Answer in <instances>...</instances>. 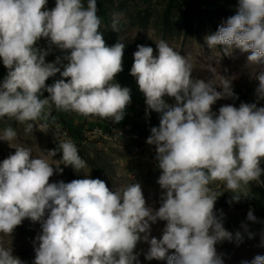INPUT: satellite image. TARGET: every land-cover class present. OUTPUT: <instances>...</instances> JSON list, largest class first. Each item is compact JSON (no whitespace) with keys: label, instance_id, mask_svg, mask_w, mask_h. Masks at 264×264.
<instances>
[{"label":"clouds","instance_id":"9594fccd","mask_svg":"<svg viewBox=\"0 0 264 264\" xmlns=\"http://www.w3.org/2000/svg\"><path fill=\"white\" fill-rule=\"evenodd\" d=\"M46 3L0 0V63L7 70L0 81V118L22 124L47 120L51 105L116 124L129 118L130 89L114 79L123 70L125 44L106 46L97 0H87V7L83 0H55L51 10ZM42 38L48 50L37 47ZM204 41L209 49L220 46L225 55L233 49L250 53L246 63L264 68V0H238L236 14ZM53 45L67 54L46 62ZM155 49L154 56L152 46L137 45L130 75L145 97V117L149 111L160 114L159 126L150 129L145 141L155 146L161 170L158 209L146 205L136 182L122 191H110L99 178L49 183L54 171L63 172L60 164L49 162L57 153L77 173L87 166L70 139L60 144L59 152L54 148L34 157L29 148L10 146L17 135L11 127L0 135V141L15 149L0 162V233L11 235L24 219L39 222L33 264H140L138 243L148 245L147 261L224 264L218 242L239 246L245 236L254 237L247 224H241L242 232L224 228L223 213L214 211L218 196L208 185L220 180L235 193L250 182L264 184V107L242 102L213 112L216 101L238 98L232 87L218 90L211 81L193 80L191 64L163 40ZM57 73L61 78L47 85ZM255 79L257 101L264 100V70ZM165 96L175 104L166 103ZM33 127L27 123L25 131ZM46 128L40 125L41 131ZM240 198L232 195L231 202ZM246 219L258 222L252 210ZM157 221L166 222L159 239L151 236ZM259 246L264 247V232ZM169 250L174 252L169 255ZM0 264L23 262L11 248L0 247ZM241 264H264V255Z\"/></svg>","mask_w":264,"mask_h":264},{"label":"rangeland","instance_id":"374dc122","mask_svg":"<svg viewBox=\"0 0 264 264\" xmlns=\"http://www.w3.org/2000/svg\"><path fill=\"white\" fill-rule=\"evenodd\" d=\"M110 15V26L100 23L99 31L103 34L106 46L115 43L125 44L122 60L123 70L116 74L115 81L122 87H128L131 94V102L126 106L125 112H129V118L123 122L122 127H115L109 135L102 130H90L83 133L80 138L74 139L63 126L50 124V120L56 112L54 105L46 109L50 112L47 120L20 123L14 118H0V135L6 128L11 127L16 132V138L10 142L11 147L22 146L29 148L34 157L41 156V151L54 149L60 151V144L65 140H72L77 146L79 155L86 162V167L79 173L71 166H64L61 154L57 153L52 164H60L62 173H56L49 178V183L63 181L65 183L76 179H101L109 190L122 191L133 183H139L142 188L146 205L158 209L162 189L156 183L161 174L154 157L155 146L148 145L145 141L150 135L152 127L159 126L160 114L151 112L145 117V97L138 89L136 78L130 75L133 65V53L137 45L152 46L154 56L157 54L155 44L161 40L185 57L191 64V77L193 80L202 79L211 81L216 88L223 89L225 86L232 87L237 99H220L212 105V111L227 104L239 107L240 103H256L257 107H264V100L257 101L255 89L258 81L255 79L259 71L264 70L256 65L246 63V57L250 53H241L239 49H233L232 54L225 55L222 48L209 49L205 45L204 37L214 33L222 21L228 17L219 11L201 13L202 10L184 14V8L169 6V0H106ZM192 4L198 1L201 6L213 3L218 7L226 4L237 12L238 0H186ZM87 7V0H83ZM55 7V0H47L45 8L51 10ZM44 10V9H42ZM206 12V11H205ZM37 47L48 50L49 44L45 38L38 41ZM67 53L51 46L49 54L45 57L46 62H53ZM66 63V61H63ZM127 65L129 67L127 68ZM7 70L0 63V81L6 76ZM59 73L50 77L47 85L60 79ZM67 82V78H65ZM114 81V82H115ZM48 93H44L47 97ZM169 105L175 104L174 98L164 97ZM144 107V108H143ZM143 108V113L141 109ZM69 119L76 120L85 116L75 112H68ZM95 116H87V120H93ZM133 117V118H132ZM33 123L31 132H26V124ZM41 124H47L44 131L40 130ZM117 132V137L115 135ZM123 135H122V133ZM5 141H0V162L13 154L15 149L11 148ZM55 169V165H53ZM264 167V163L261 164ZM86 174L87 177L85 176ZM264 180V176L261 177ZM208 187L218 197L214 206L217 215L223 213V226L230 232L243 231L241 224H247L249 231L254 233L252 239L245 236L243 243L239 246L235 242H218L215 247L224 264H241V261H251L256 255H264V247H260V234L264 232V184L250 182L242 185L235 193L227 189L226 183L220 180H211ZM232 195H240L239 202H231ZM249 210L257 217L258 222L246 219ZM47 216V213H46ZM46 218V217H45ZM164 221H157L151 225V236L161 238L165 226ZM41 234L39 222H31L24 219L11 235L0 233V247L11 248L12 254L19 257L23 264H33L34 249L39 246L37 237ZM146 243H138L135 251L139 252L140 264H167V260H151L144 258L147 250ZM174 250H169L171 255Z\"/></svg>","mask_w":264,"mask_h":264},{"label":"trees","instance_id":"16d2710c","mask_svg":"<svg viewBox=\"0 0 264 264\" xmlns=\"http://www.w3.org/2000/svg\"><path fill=\"white\" fill-rule=\"evenodd\" d=\"M179 6L181 8H184L183 12L184 14H187L189 12H195L198 10H202L201 13H208L210 11H219L223 15L227 16L228 18L236 14V10L233 8L228 7L226 4H221L218 7L214 6L213 3H207L206 6H201L198 1L194 2V4L186 1V0H169V6L167 7V11L169 12L171 7ZM97 8L98 12L97 15L100 17V20L105 24V26H110V15L109 10L107 7V1L106 0H97ZM206 11V12H205ZM113 45H115V42H111ZM129 65H127V68ZM54 116L49 119L51 122L50 124L57 125V126H63L67 133L74 139H78L81 137L83 133H86L90 130H102L106 134L112 133V130L115 127H122L123 122H126L128 117H125L120 123L116 124L113 123L110 119H102L100 117H93V120L87 118H80L76 120L69 119L68 112L64 111H58Z\"/></svg>","mask_w":264,"mask_h":264},{"label":"built area","instance_id":"2783aa9c","mask_svg":"<svg viewBox=\"0 0 264 264\" xmlns=\"http://www.w3.org/2000/svg\"><path fill=\"white\" fill-rule=\"evenodd\" d=\"M149 114H150V113H149ZM149 114H148V115H149ZM145 116H146V115H145Z\"/></svg>","mask_w":264,"mask_h":264}]
</instances>
